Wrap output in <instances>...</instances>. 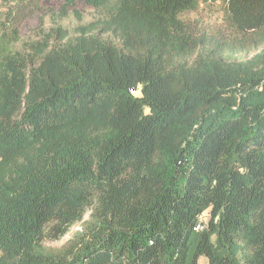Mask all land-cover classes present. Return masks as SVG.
I'll list each match as a JSON object with an SVG mask.
<instances>
[{"label": "trees", "instance_id": "obj_1", "mask_svg": "<svg viewBox=\"0 0 264 264\" xmlns=\"http://www.w3.org/2000/svg\"><path fill=\"white\" fill-rule=\"evenodd\" d=\"M3 1L0 264H264V0Z\"/></svg>", "mask_w": 264, "mask_h": 264}, {"label": "rangeland", "instance_id": "obj_2", "mask_svg": "<svg viewBox=\"0 0 264 264\" xmlns=\"http://www.w3.org/2000/svg\"><path fill=\"white\" fill-rule=\"evenodd\" d=\"M42 7H36L33 13L23 15L18 22L21 40H28L37 37L39 31L48 29L52 24H60L63 27L73 30L80 22H88L94 18L95 11L87 6L81 0H75L73 4L68 6L67 15L61 17V7L67 0H43ZM14 3V2H13ZM42 3V2H41ZM8 9V5L0 0V16L4 17V12ZM226 4L223 1L201 2L195 10L186 12L185 18L200 23L208 28H220L224 31L226 25ZM264 46V45H262ZM255 53L253 46L246 45L244 50L239 52L240 58L251 56ZM79 229V225L75 226L72 231L62 239L49 243L50 247H61L67 242L74 231ZM199 264H210L209 260L202 256Z\"/></svg>", "mask_w": 264, "mask_h": 264}]
</instances>
